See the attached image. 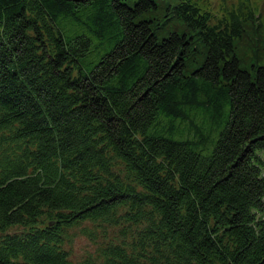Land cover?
Wrapping results in <instances>:
<instances>
[{
    "label": "trees",
    "instance_id": "16d2710c",
    "mask_svg": "<svg viewBox=\"0 0 264 264\" xmlns=\"http://www.w3.org/2000/svg\"><path fill=\"white\" fill-rule=\"evenodd\" d=\"M199 1L0 0V264H264V12Z\"/></svg>",
    "mask_w": 264,
    "mask_h": 264
},
{
    "label": "rangeland",
    "instance_id": "374dc122",
    "mask_svg": "<svg viewBox=\"0 0 264 264\" xmlns=\"http://www.w3.org/2000/svg\"><path fill=\"white\" fill-rule=\"evenodd\" d=\"M241 1L248 2L251 6L252 4H256L259 7V11L261 13L264 12V0H226L225 3L228 8H230L233 4H238ZM200 4L204 8H208L218 15L221 13V7H224L223 0H200ZM251 8V7H250ZM244 12L247 11L246 7L242 8ZM264 21V14L261 16ZM263 34V31H261ZM264 35L260 36L255 33L253 30L251 31V26L249 27V31L246 32L244 38L240 39L236 44V53L240 59V65L243 68H248L251 70V64L256 62V59H260L263 52H261L260 48L263 47L264 43ZM262 39V40H261ZM261 40V41H260ZM257 47L259 49H257ZM255 57V59H254ZM264 173V170H263ZM14 231V229H12ZM67 248L71 252V258L77 263H83L88 257H95L97 245L93 243L88 237L85 235L77 234L71 244L67 246Z\"/></svg>",
    "mask_w": 264,
    "mask_h": 264
}]
</instances>
